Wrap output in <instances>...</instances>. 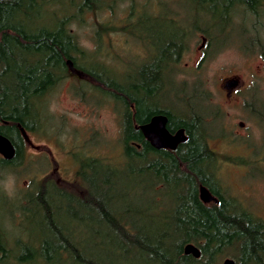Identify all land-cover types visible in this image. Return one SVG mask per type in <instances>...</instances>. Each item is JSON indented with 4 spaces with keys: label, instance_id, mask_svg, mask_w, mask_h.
I'll return each mask as SVG.
<instances>
[{
    "label": "trees",
    "instance_id": "1",
    "mask_svg": "<svg viewBox=\"0 0 264 264\" xmlns=\"http://www.w3.org/2000/svg\"><path fill=\"white\" fill-rule=\"evenodd\" d=\"M188 1L218 21L219 40L231 29L239 11L255 21L264 19V0ZM124 2L129 4L126 19L136 31L134 36L148 46V41H153L137 27L157 16L145 7L136 11L143 5L138 0H0V135L15 148L11 161L0 157V180L4 173L24 169L27 141L21 129L27 136L45 131L47 96L70 76L67 61L81 77L94 81L92 95L97 100L114 104L121 129L118 160L76 157L77 186H59L45 175L41 179L34 176L14 198H8L0 188V264H112L117 261L112 254L116 255V250L127 252V248H134L155 264H215L223 255L231 256L236 264H264V222L236 209V204L214 187L216 158L208 149L206 116L196 114L194 108L196 103L202 110L207 95L198 83L186 92L189 85L184 83L180 93L186 98L179 100L185 104V112L176 115L156 103L158 95L174 82L187 40L201 33L214 44L216 35L211 26H189L182 31L183 42L168 40L162 49L153 43L158 52L155 55L150 50L138 65L112 68L96 57L98 51L91 55L81 48L71 27L83 23L85 14H112ZM177 17L171 13L168 19L177 24ZM106 25L94 30L93 40L99 46ZM256 31L253 43L261 41ZM158 114L168 118L170 133L183 129L187 136L174 151L152 148L138 129ZM142 185L156 201L172 196L173 233L151 237L122 214L116 203L121 196L118 187ZM200 186H205L218 203L203 204ZM87 212L93 215L87 216ZM94 239L97 243L91 242ZM110 243L113 248L107 247ZM167 243L173 245L171 251ZM187 244L199 249L198 259L184 253ZM233 250L237 254L233 255Z\"/></svg>",
    "mask_w": 264,
    "mask_h": 264
},
{
    "label": "rangeland",
    "instance_id": "2",
    "mask_svg": "<svg viewBox=\"0 0 264 264\" xmlns=\"http://www.w3.org/2000/svg\"><path fill=\"white\" fill-rule=\"evenodd\" d=\"M138 1L143 5L136 11L145 7V11L157 16V19L137 27L153 41H148V46L134 36L136 31L126 19L129 4L124 2L115 7L112 14L88 13L83 23L72 25L71 30L76 34L80 47L91 55L98 51L96 57L99 56L112 68L123 70L144 61L147 51L151 50L155 55L153 43L162 49V44L168 40L183 42L182 31L189 26H211L215 35L219 31L218 21L203 15L188 0ZM171 13L178 16L177 24L169 21ZM102 24H107L108 28L99 46L93 40L94 30ZM255 29L261 41L253 43L257 38ZM216 37L214 44L201 33L187 40L173 74L174 82L158 95L156 103L179 115L185 112V104L179 99L186 98V94L180 93L183 89L181 84L189 85L186 89L184 87L186 92L190 91L193 83L199 84L207 98L202 110L196 103L194 108L196 114L202 112L206 116L208 149L216 158L212 167L214 187L235 203L236 209L264 222V19L255 21L248 13L239 11L231 29L225 31L220 40L218 35ZM168 79L171 80V76ZM232 79L238 84L228 95L223 84ZM92 81L90 77L77 79L68 76L48 94L49 119L41 135L28 134L24 169L2 174L0 188L8 198L24 191L34 176L41 179L49 175L59 186H77L78 165L75 159L78 155L105 157L109 161L119 159V113L112 102L97 100L92 95ZM80 89L84 92L81 93ZM118 192L121 196L116 203L122 214L134 221L138 229L151 237L175 231V216L172 218L171 215L175 201L170 194L156 201L145 185L121 186ZM86 215L93 214L87 212ZM74 225L80 227L77 223ZM91 242L97 243L95 239ZM170 243L166 244L168 251L173 248ZM110 245L113 248L112 243L107 247ZM233 253L236 252L233 250ZM96 255H99L98 249ZM112 255L117 258L112 264H155L148 262L134 248H127V252L116 250V255ZM225 259L232 258L223 255L215 264H222Z\"/></svg>",
    "mask_w": 264,
    "mask_h": 264
},
{
    "label": "water",
    "instance_id": "3",
    "mask_svg": "<svg viewBox=\"0 0 264 264\" xmlns=\"http://www.w3.org/2000/svg\"><path fill=\"white\" fill-rule=\"evenodd\" d=\"M67 65L71 72H75L79 75L78 71H74L70 61H67ZM238 82L235 79L227 80L223 84V88L226 91L233 89L237 86ZM168 118L163 114H158L150 118V120L138 126L139 131L145 140L156 150H169L174 151L176 148L187 141V136L183 129H179L174 133H170L167 129ZM23 137L28 141V136L21 129ZM0 157L6 161H11L15 157V148L10 140L0 135ZM199 200L203 204L217 203L218 199L213 196L205 186L199 187ZM184 253L191 255L198 259L200 257V251L192 244H187L184 247ZM222 264H236L232 259H225Z\"/></svg>",
    "mask_w": 264,
    "mask_h": 264
},
{
    "label": "flooded vegetation",
    "instance_id": "4",
    "mask_svg": "<svg viewBox=\"0 0 264 264\" xmlns=\"http://www.w3.org/2000/svg\"><path fill=\"white\" fill-rule=\"evenodd\" d=\"M203 40H204V39H203ZM73 69H74V68H73ZM75 70H76V69H74V71H75ZM78 73H79V72H78ZM69 75H70V77H74V78H77V79L81 78V74H80V73H79V75H76L75 72H71V71H70ZM233 89H235V88H233ZM233 89H230L229 91H226L227 94L229 95ZM153 116H155V115H152L150 118H152ZM218 201H219V200H218ZM217 203H218V202H217ZM217 203H215V204H217ZM233 261H234V260H233ZM234 262H235V261H234Z\"/></svg>",
    "mask_w": 264,
    "mask_h": 264
},
{
    "label": "bare ground",
    "instance_id": "5",
    "mask_svg": "<svg viewBox=\"0 0 264 264\" xmlns=\"http://www.w3.org/2000/svg\"><path fill=\"white\" fill-rule=\"evenodd\" d=\"M166 116V115H165Z\"/></svg>",
    "mask_w": 264,
    "mask_h": 264
}]
</instances>
